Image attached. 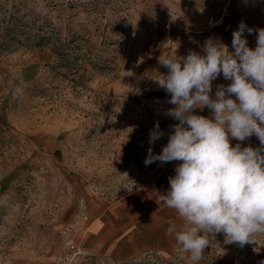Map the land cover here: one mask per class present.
<instances>
[{"label":"rangeland","instance_id":"rangeland-1","mask_svg":"<svg viewBox=\"0 0 264 264\" xmlns=\"http://www.w3.org/2000/svg\"><path fill=\"white\" fill-rule=\"evenodd\" d=\"M242 22L264 28V0H0V264H196L178 249L111 259L109 219L119 234L140 192L175 175L176 161L144 164L177 123L160 59L209 37L234 51ZM229 83L221 74L213 95ZM262 261L264 237L241 247L218 233L198 264Z\"/></svg>","mask_w":264,"mask_h":264},{"label":"clouds","instance_id":"clouds-1","mask_svg":"<svg viewBox=\"0 0 264 264\" xmlns=\"http://www.w3.org/2000/svg\"><path fill=\"white\" fill-rule=\"evenodd\" d=\"M245 31L255 34L254 48ZM232 48L209 37L199 52L160 59L168 72L157 82L173 105L165 114L177 123L160 153L148 148L144 164L178 162L169 188L154 193L176 212L181 224H170L167 232L196 264L218 233L241 247L264 237V28L242 22L232 33ZM221 74L230 83L218 85L213 95ZM204 109L211 116L197 114ZM164 135L157 121L149 144ZM253 135L259 146H244Z\"/></svg>","mask_w":264,"mask_h":264},{"label":"crops","instance_id":"crops-1","mask_svg":"<svg viewBox=\"0 0 264 264\" xmlns=\"http://www.w3.org/2000/svg\"><path fill=\"white\" fill-rule=\"evenodd\" d=\"M159 190L145 188L140 193L147 195L144 203H135L128 211V218L121 224V232L110 226L111 213L117 209L109 208V257L114 260H128L146 253L168 255L177 249L174 237L167 232L171 220H177V214L156 200L154 192ZM119 219L118 216H115ZM118 219L115 221L117 222ZM116 234V235H115Z\"/></svg>","mask_w":264,"mask_h":264}]
</instances>
